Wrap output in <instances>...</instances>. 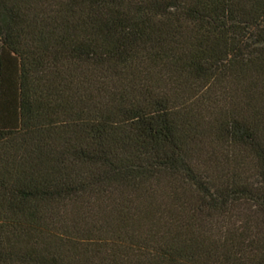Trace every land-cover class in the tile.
Here are the masks:
<instances>
[{
	"label": "trees",
	"instance_id": "1",
	"mask_svg": "<svg viewBox=\"0 0 264 264\" xmlns=\"http://www.w3.org/2000/svg\"><path fill=\"white\" fill-rule=\"evenodd\" d=\"M0 264H264V0H0Z\"/></svg>",
	"mask_w": 264,
	"mask_h": 264
}]
</instances>
